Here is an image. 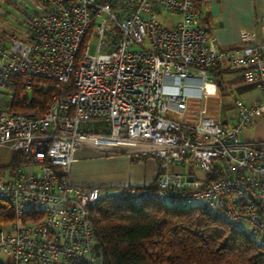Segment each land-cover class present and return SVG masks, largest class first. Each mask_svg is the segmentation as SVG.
Here are the masks:
<instances>
[{"label": "built area", "instance_id": "1", "mask_svg": "<svg viewBox=\"0 0 264 264\" xmlns=\"http://www.w3.org/2000/svg\"><path fill=\"white\" fill-rule=\"evenodd\" d=\"M27 1L20 32L0 35V200L14 213L0 228V264H96L90 212L111 194L68 179L87 144L159 162L152 186L122 195L205 205L264 248V141L240 136L264 112V41L251 31L240 47L213 44L194 0ZM214 67L239 69L263 98H234V124L206 111L223 88ZM12 75L61 92L41 115L15 111ZM189 77L201 80L194 121L184 117ZM172 78L177 90L166 92Z\"/></svg>", "mask_w": 264, "mask_h": 264}, {"label": "trees", "instance_id": "2", "mask_svg": "<svg viewBox=\"0 0 264 264\" xmlns=\"http://www.w3.org/2000/svg\"><path fill=\"white\" fill-rule=\"evenodd\" d=\"M218 68L212 71L224 83L223 74L240 71L227 68L220 72ZM252 87L245 85L240 90ZM61 88L43 78H35L28 87L22 76L12 75L8 85L13 95L11 109L41 115ZM90 217L100 244V264H264V248L205 205L177 208L150 199L136 203L125 195L111 194L97 201ZM13 219L12 207L0 200V228Z\"/></svg>", "mask_w": 264, "mask_h": 264}, {"label": "crops", "instance_id": "3", "mask_svg": "<svg viewBox=\"0 0 264 264\" xmlns=\"http://www.w3.org/2000/svg\"><path fill=\"white\" fill-rule=\"evenodd\" d=\"M5 1L11 3L13 0H0V4L5 3ZM15 3L18 5V2ZM195 5L199 20L210 33L212 43L220 48L231 49L242 46L244 35L251 31L256 33L257 42L264 41L262 21L264 18V0H195ZM16 10L19 12H14L13 9L8 10V12L13 11L16 19H10V15L5 14L7 19H5V27L1 29V33L18 34L20 32V20L24 9L19 5ZM224 69H221L220 72ZM228 69L234 70L236 68ZM223 77L227 90L218 94H223L226 91L232 92L233 100L235 97H240L246 102L263 100L254 87L244 91L240 90L247 85L241 71L225 73ZM175 82L174 78L168 79L165 91H176ZM200 87L201 80L199 78L189 77L185 79L183 92L189 97L190 111L198 109ZM218 94L208 96L205 102ZM218 120L227 124H234L236 111L232 115H228L225 120ZM240 136L243 140L264 141V112L258 115L255 124L244 129ZM73 158L68 174L71 183L97 186L110 194L116 192L113 189H121L123 192L128 187L152 186L159 170V162L154 158L136 159L116 150L90 144L77 149Z\"/></svg>", "mask_w": 264, "mask_h": 264}, {"label": "rangeland", "instance_id": "4", "mask_svg": "<svg viewBox=\"0 0 264 264\" xmlns=\"http://www.w3.org/2000/svg\"><path fill=\"white\" fill-rule=\"evenodd\" d=\"M13 1L18 2V5H13L12 3H9L8 1H5V3L0 4V32H1V29H3L5 27V23H6L5 19H7L6 18L7 16H5L6 13L8 15H10V19H16V16L14 15V13H12L13 11L19 12L18 10H16V6L18 7L20 5V6H26V7L30 8V6L32 5V2H29L27 0H13ZM32 1L36 2V0H32ZM19 3H21V4H19ZM9 9H11V10L13 9V11L8 12ZM23 15H24V13H23ZM91 51L92 52L95 51V44L94 43H91ZM222 83H223V88H219L215 94H218L219 92H223V91L227 90L226 89V83H224V82H222ZM233 97H234V95L232 92L230 93V92L226 91L223 94H218L215 97L209 98L207 100V102H205V108H206L207 113L210 116L215 117L217 120L218 119L225 120L228 117V115H232V113L235 112V108H234L233 103H232ZM193 113L194 112L192 110L191 111L189 110L185 113L184 117L189 118L190 121H194V119H192V117H194ZM182 117H183V115L181 116V118ZM149 158H152V157H146L145 159H149ZM5 172H6V175L8 177L14 175L13 171L10 169H7ZM113 190L116 191V192H112L113 194H117V195L121 194V189H113ZM218 215H219V217L223 218V216L221 214H218ZM234 226L237 228H241L240 224H235Z\"/></svg>", "mask_w": 264, "mask_h": 264}, {"label": "water", "instance_id": "5", "mask_svg": "<svg viewBox=\"0 0 264 264\" xmlns=\"http://www.w3.org/2000/svg\"><path fill=\"white\" fill-rule=\"evenodd\" d=\"M95 251H96V264H100L101 253H100V244L98 242L95 243Z\"/></svg>", "mask_w": 264, "mask_h": 264}]
</instances>
